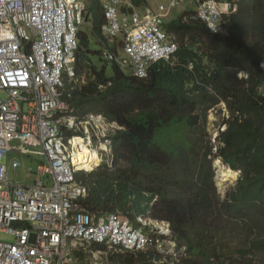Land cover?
<instances>
[{
  "label": "trees",
  "instance_id": "obj_1",
  "mask_svg": "<svg viewBox=\"0 0 264 264\" xmlns=\"http://www.w3.org/2000/svg\"><path fill=\"white\" fill-rule=\"evenodd\" d=\"M92 5L101 11L93 0L86 14ZM236 6L223 16L219 33L185 12L164 22L177 51L153 63L144 78L108 66L82 30L77 33L75 73L86 82L74 85L67 100L79 116L101 114L121 127L108 136L112 163L75 174L87 189L78 203L135 225L146 211L167 222L176 248L183 247L178 264H222L227 250L219 240L241 225L249 230L247 247L234 252L264 253V0H236ZM220 102L228 116L213 146L207 114ZM215 158L240 172L222 200L213 181ZM106 258L109 264H154L162 255L151 248Z\"/></svg>",
  "mask_w": 264,
  "mask_h": 264
},
{
  "label": "built area",
  "instance_id": "obj_2",
  "mask_svg": "<svg viewBox=\"0 0 264 264\" xmlns=\"http://www.w3.org/2000/svg\"><path fill=\"white\" fill-rule=\"evenodd\" d=\"M195 1L188 18L223 32L221 19L232 11L230 3ZM121 2L101 5L106 34H123V55L108 52L106 58L144 78L153 63L168 61L177 51L163 24L179 0L118 14ZM84 14L83 0H0V264H102L76 255L161 246L159 232L142 216L135 225L119 213L94 215L78 203L87 189L75 173L85 168L73 161L79 148L74 137L60 130L82 134L87 145L93 136L101 143L108 130L104 117L79 116L63 97L75 77L72 64ZM19 155L36 160L26 183L17 171L23 166ZM9 167L16 171L14 178Z\"/></svg>",
  "mask_w": 264,
  "mask_h": 264
},
{
  "label": "rangeland",
  "instance_id": "obj_3",
  "mask_svg": "<svg viewBox=\"0 0 264 264\" xmlns=\"http://www.w3.org/2000/svg\"><path fill=\"white\" fill-rule=\"evenodd\" d=\"M141 1H142L141 4L147 3V4H150L151 6H154L160 3L167 4L170 0H141ZM232 1L236 3V0H232ZM192 7H193V4L190 2V0H183L180 4H178L175 8L172 9L168 19L169 20L173 19L176 16H178L182 10H185L187 8H192ZM118 12H119V9H118ZM90 25H91V20H89L88 22V27H87V20H86L85 23L81 26L80 30H82L83 33L85 31L89 32ZM98 39L100 43L104 42V41H101L102 38H100V36L98 37ZM112 46H113L112 41L107 40L106 46L103 45V46H98L96 48L98 52L102 53L101 57L103 58V60H105L104 53L107 52L108 49H111ZM109 65L111 64H108V66ZM124 72L126 74H129L128 70H124ZM78 82H79V78H78L77 83ZM85 82L86 81L84 78L83 83ZM227 116H228V112L222 103L215 105L212 109L208 111L206 129L208 132L210 143L213 146L218 145L216 136L218 132H220L224 128V125L222 123H223V120L227 118ZM102 147L108 151V146H104V144H102ZM212 150L214 152L216 148L213 147ZM93 151L96 152V150H93ZM12 155L13 154L11 153L10 155H8L9 158L4 159L5 164L8 163ZM97 156H98V162H99L98 153H97ZM18 157L20 159H24L25 155H19ZM102 159H103V163H106L105 156H103ZM109 160H110V156L107 159V161ZM218 160L221 162L219 158ZM221 164L226 167V165H224L222 162ZM216 165H217L216 159L212 160L211 169L213 171L214 186L216 188V193L218 194L219 199L222 200L223 198L226 197L227 192L235 185L237 178L240 176V172L235 171L234 177L228 178L227 180L222 181L221 183H218L216 180L218 167L216 168ZM19 170L20 168L17 171ZM29 177L32 178V176H29ZM151 221H154V220H151ZM163 225L166 227L165 221H158V226L162 227L161 229L162 232L159 230V234L163 236L161 246L152 247V249L155 250L157 254L162 255V260L156 261L154 264H178L180 259L183 257L182 256L183 247H180L179 249L176 248V243L173 242V240L171 239L170 231L166 233V230L164 229ZM230 226L232 225L230 224ZM1 237L6 240L12 239L11 237H8V236H1ZM248 239H249V230L246 227H243V225L237 226L233 228V230L229 229V231H227L226 234L219 240V244L222 245V247H225V249L227 250L226 255L222 257L223 258L222 264H249V263L264 264V253L262 252L249 253L245 255V257H239V255L234 252L236 248H246ZM76 247H79V244H77ZM113 251L114 250H108V249L96 250L94 251V254L89 253V254H85L84 256L83 255L82 256H83V259L87 263L97 261V262H101L102 264H109V260L106 257L108 254L113 253Z\"/></svg>",
  "mask_w": 264,
  "mask_h": 264
},
{
  "label": "crops",
  "instance_id": "obj_4",
  "mask_svg": "<svg viewBox=\"0 0 264 264\" xmlns=\"http://www.w3.org/2000/svg\"><path fill=\"white\" fill-rule=\"evenodd\" d=\"M93 0H86V8L89 7L90 3L92 2ZM97 1V0H96ZM102 1L104 0H99L97 1L98 5L99 3H101ZM170 2V1H169ZM168 2V3H169ZM167 3V4H168ZM193 4V7L192 8H187L185 10H182L179 14L185 12L186 14H191L195 11L196 9V2L193 0L191 2ZM158 6L157 5H154V6H151L150 4H147V3H144V4H139V3H136L134 2L133 0H122L121 4L117 7V11L119 9V12H122L124 10L126 11H131V9H135V10H139V11H142L145 7H150V8H156ZM172 9L168 11L167 13V16H166V21H168V17L170 16V13H171ZM87 27H88V22L89 20H91V25L89 26L90 27V30L89 32L88 31H85L84 34L86 35L87 39L89 40L90 42V45L91 47L96 50V48L98 46H103L107 44V40H110L112 41V48L111 49H108V50H113L115 51L119 56H122L123 53H122V41H123V34H116L114 36H109L106 34L105 30L103 29V24H104V20H103V17H102V13L100 10H98V8L95 6V5H92L89 9H88V12H87ZM86 18H85V21H86ZM171 20V19H170ZM84 21V23H85ZM83 23V24H84ZM81 28V27H80ZM163 31L167 34V35H170L171 37L174 38L175 40V37L173 34H170L167 32V30L165 29V27L163 28ZM100 36V38H102V41H104L103 43H100L98 37ZM176 41V40H175ZM99 55L100 57L102 56V53L99 52ZM174 56V55H173ZM172 56V57H173ZM101 59L103 60V58L101 57ZM105 60H103L104 62ZM106 62V61H105ZM107 64H111V63H108L106 62ZM112 65V64H111ZM116 129H121L120 126L119 128H116ZM115 129V130H116ZM114 130V131H115ZM6 158H9L8 156ZM23 162V166L20 168V174L22 176V181L24 183L26 182H29L31 180V178L29 176H31L30 174H28L27 170L28 168H33L35 166V162L36 160L35 159H32V158H24L23 160H21ZM28 161V162H27ZM106 164L107 161H106ZM32 170V169H31ZM8 174H9V177L10 178H14L15 174H16V171H13L10 167H9V171H8ZM148 212V211H146ZM104 214V213H103ZM156 222V221H154ZM153 222H151L150 224H152ZM77 258L79 259V255H76ZM81 261H85L84 259H79ZM86 262V261H85Z\"/></svg>",
  "mask_w": 264,
  "mask_h": 264
},
{
  "label": "clouds",
  "instance_id": "obj_5",
  "mask_svg": "<svg viewBox=\"0 0 264 264\" xmlns=\"http://www.w3.org/2000/svg\"><path fill=\"white\" fill-rule=\"evenodd\" d=\"M84 1V3H85V14H84V20H83V23H84V21H85V15L87 16V14H86V0H83ZM195 1V0H194ZM227 2H229L230 3V5H231V12L230 13H234L235 11H236V8H237V6H236V3H234L232 0H226ZM103 2V1H102ZM102 2L101 3H99V7H100V9H101V12H102V17H103V11H102ZM196 2V1H195ZM161 4V3H160ZM179 4V3H178ZM164 5H167V4H164ZM177 6V5H176ZM175 6V7H176ZM174 7V8H175ZM173 9V8H172ZM229 13V14H230ZM229 14H224V15H229ZM190 15V14H189ZM188 15V16H189ZM224 15H222V18H223V16ZM103 20H104V24H105V19H104V17H103ZM221 21H222V19H221ZM165 22H166V20H165ZM83 23L79 26V28H78V31L80 30V27L83 25ZM104 24L102 25V26H104ZM204 24V23H203ZM205 25V24H204ZM164 27V26H163ZM207 28V27H206ZM208 29V28H207ZM119 34H121V33H119ZM76 40H77V45H78V39H77V37H76ZM102 41V40H101ZM123 42V41H122ZM177 45H178V43H177ZM178 48V47H177ZM76 51H77V49H76ZM108 52H114V53H116L115 51H113V50H108L107 52H105L104 53V58H105V60H106V62H108V63H111L112 65H115V64H113L112 62H110V61H108L107 60V58H106V54L108 53ZM75 59H76V53H75ZM75 59H74V62H73V69L75 70V66H74V63H75ZM115 66H117V65H115ZM117 68L118 69H121V70H127V69H122V68H119L118 66H117ZM129 74H130V72H129ZM131 75V74H130ZM132 76V75H131ZM134 77V76H133ZM85 77L83 76V78H82V76H81V78H79V82H78V84H83V79H84ZM77 81H78V77H77V75H76V73H75V77H74V79L73 80H71L70 82H69V84H68V86H70L69 88L67 87L66 89H65V91H64V95H63V97L67 100V98L70 96V90L73 88V86L74 85H76L77 84ZM68 94V95H67ZM68 101V100H67ZM220 103H222L223 105H224V103L223 102H220ZM70 104V103H69ZM70 106H72L73 107V105H71L70 104ZM224 107H225V105H224ZM73 109H74V107H73ZM226 109V108H225ZM87 114H90V113H87ZM91 114H95V113H91ZM98 115H101V114H98ZM85 115H83L82 117H84ZM102 117H104L103 115H101ZM105 118V117H104ZM105 121H106V123H107V128H108V130H107V133H106V137H103L102 139H101V143H98V142H96V139H95V137L93 136V140H92V142L89 144V145H87V144H85V142H83L84 140H83V135L82 134H79L78 132H74V133H77V135H73V137L75 138V137H81L82 138V143H83V145L84 146H86L88 149H91V150H96V152L98 153V155H99V165L98 166H96V167H94V168H92V169H81L82 171H86V172H89V171H92V170H94V169H96L97 167H99L100 165H101V163L103 162V159H102V157L103 156H105V160L107 161V159L109 158V156H110V160L109 161H107V163H108V165H110L111 163H112V155H111V146H110V140H109V138H108V136L110 135V134H112L113 132H114V130L116 129V128H119V126L117 125V123L116 122H114V121H107L106 120V118H105ZM103 126H105L104 124H102ZM121 128V127H120ZM224 129V128H223ZM222 129V130H223ZM102 144H104V146H108V151L105 149V148H103L102 147ZM215 159H218V158H215ZM21 160H23V159H21ZM214 160V159H213ZM33 170V169H32ZM81 170H79V171H81ZM77 173V172H76ZM75 173V174H76ZM148 212H145L144 214H141V215H138V216H142L149 224L151 223V222H153L152 224L154 225V227L156 228V230L159 232V230L161 231V228L160 227H157V224H158V221L157 220H154V221H156V222H154V221H151V220H153V219H150L149 217H148ZM137 218V217H136ZM136 218H135V220H136ZM166 223V233L167 232H169L170 230H169V227H168V223L167 222H165ZM146 226H149V225H146ZM143 229H144V227H143ZM147 229V228H146ZM145 230V229H144ZM162 232V231H161ZM163 233H165V232H163ZM160 236V234L158 235V237ZM160 238V237H159ZM162 239V238H161Z\"/></svg>",
  "mask_w": 264,
  "mask_h": 264
},
{
  "label": "bare ground",
  "instance_id": "obj_6",
  "mask_svg": "<svg viewBox=\"0 0 264 264\" xmlns=\"http://www.w3.org/2000/svg\"><path fill=\"white\" fill-rule=\"evenodd\" d=\"M82 141V138L79 136L74 138V144H78L79 148H77V152L75 153L73 161L77 164L79 168L92 169L99 165L97 153L84 146ZM216 164V168L218 167L216 176V180L218 183H221L222 181H225L228 178L234 177L235 171L228 168V166H223L218 159H216ZM160 228L162 229V227ZM164 229L166 230L165 226Z\"/></svg>",
  "mask_w": 264,
  "mask_h": 264
}]
</instances>
